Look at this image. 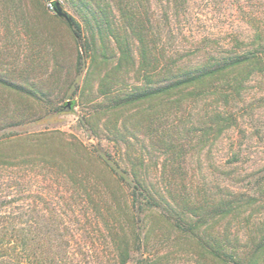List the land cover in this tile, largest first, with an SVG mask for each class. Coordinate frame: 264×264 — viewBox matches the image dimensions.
I'll use <instances>...</instances> for the list:
<instances>
[{
  "label": "trees",
  "instance_id": "1",
  "mask_svg": "<svg viewBox=\"0 0 264 264\" xmlns=\"http://www.w3.org/2000/svg\"><path fill=\"white\" fill-rule=\"evenodd\" d=\"M64 1L86 14L89 28L84 34L71 19L74 37L84 40L76 59L79 68L87 69L81 95L93 78L109 103L105 114L115 136L120 126L122 139L124 131L144 138L138 139L139 147L127 139L125 152L122 139H114L119 155L113 157L89 150L60 130L27 129L0 136V167L23 169L15 176L20 183L39 179L29 168L52 171L63 184L65 200L59 205L46 202L38 190L34 201L15 203L1 193L0 264H81L86 256L75 247L92 242L79 238V231H88L87 224L112 249L97 256L99 264H163L172 252L161 249L176 246L177 253H190L202 264H264V178L249 193L209 185L187 165L188 154L212 150L239 127L231 104L252 78L264 75V13L255 10L264 0L239 13L251 32L230 34L223 44L215 37H193L185 47L174 44L172 15L198 0H159L157 18L151 11L153 0ZM113 42L120 54L116 70L125 67L138 75L136 84L118 97L112 95ZM59 70L57 63L52 72L58 75ZM0 84L8 85L1 76ZM25 84L28 91L10 85L30 102L11 116L18 121L15 128L51 113L45 111L52 104L47 85L34 79ZM133 106L141 108L140 120L119 125V110ZM186 116L190 125L182 129L179 124ZM240 147L230 145L232 163L241 159ZM149 149L164 156L161 169L159 159L147 156Z\"/></svg>",
  "mask_w": 264,
  "mask_h": 264
},
{
  "label": "rangeland",
  "instance_id": "2",
  "mask_svg": "<svg viewBox=\"0 0 264 264\" xmlns=\"http://www.w3.org/2000/svg\"><path fill=\"white\" fill-rule=\"evenodd\" d=\"M56 2L63 8L66 18L59 17L55 12ZM254 2L255 0H198L185 12L181 11L180 15L177 12L172 15L174 44H183L181 47H185L193 37L197 40L204 36L215 37L223 44L230 34L251 32L239 13L242 8L253 9L256 6ZM158 9L159 0H153L151 11L155 12V18L158 17ZM255 10L264 13V4ZM85 17L83 11L73 8L64 0H0V76L8 83L7 86L0 84V136L27 129L60 130L75 136L91 151H103L113 157L119 155V147L113 140L122 139L123 127H118L120 133L116 138L113 126L108 124V116L105 114L109 103L106 102V96L101 91L98 92V82L92 78L84 97L81 95L87 69L79 68L76 59L84 40H76L70 23L71 19L77 21L86 34L89 28L84 22ZM115 20L119 22L117 12ZM112 48L115 54V62L110 66L114 78L112 95L118 97L124 95L132 84H136L138 75L132 70L128 72L125 67L116 70L120 54L114 42ZM133 48L137 58V48ZM57 63L60 65V74L54 75L52 71L56 69ZM27 79L40 80L47 85L52 104L47 105L45 111L51 113L37 123L15 128L18 121L11 119V116L17 109L25 110L30 102L10 85L16 84L28 91L25 84ZM76 85H79V89ZM231 106L237 113L239 127L228 131L212 150L204 149L194 153L193 158L188 154L187 165L203 174L209 185H227L234 190L253 193L256 181L264 178V75L252 78L241 97ZM200 108L201 105L194 113ZM140 110L136 106L129 109L122 107L119 110V125L124 122L129 125L137 123L141 117ZM183 120V123H178L182 129L187 124L190 125L191 118L186 116ZM132 134L128 135L124 131L125 137L120 141L122 152L126 150L127 139L135 147H139L138 139L144 138L141 133L138 138H134ZM235 142L241 145L242 155L239 162L232 163L229 160L232 156L230 145ZM147 156L159 159L158 167L161 169L164 161L161 152L149 149ZM28 171L32 175L37 174L39 179L33 177L20 183L15 176H21L23 169L0 167V194L8 193L15 203H21L34 201L36 191L41 190L46 195V202L59 205L65 201L61 196L63 184L56 180L52 171L43 168H29ZM151 172H156V166H153ZM23 195L25 200H21ZM117 210L118 208L116 213H120ZM87 225L88 231H79V238L83 239L85 236L92 241L91 244L87 241L88 247L75 248L78 253L86 256L81 264H99L97 256L105 252L111 253L112 249L98 229L91 224ZM176 249L177 246L161 249L162 253L172 252V255L163 259V264H202L190 253H177Z\"/></svg>",
  "mask_w": 264,
  "mask_h": 264
},
{
  "label": "water",
  "instance_id": "3",
  "mask_svg": "<svg viewBox=\"0 0 264 264\" xmlns=\"http://www.w3.org/2000/svg\"><path fill=\"white\" fill-rule=\"evenodd\" d=\"M54 9H55V12L57 13V15L61 18H66V14L65 12L63 11V8L61 7V5L59 3H55L54 4Z\"/></svg>",
  "mask_w": 264,
  "mask_h": 264
}]
</instances>
